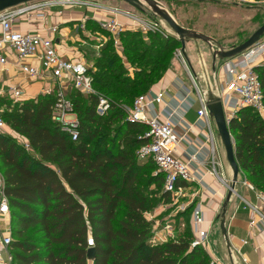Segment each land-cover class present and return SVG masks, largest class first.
<instances>
[{
	"label": "trees",
	"instance_id": "1",
	"mask_svg": "<svg viewBox=\"0 0 264 264\" xmlns=\"http://www.w3.org/2000/svg\"><path fill=\"white\" fill-rule=\"evenodd\" d=\"M172 41L158 43L159 65L142 69L133 79L118 73L113 56L106 53L102 65L97 64L105 71L88 69L97 94L102 93L97 88L106 89L102 95L110 107L97 115V95L69 90L79 121L77 140L51 118L53 94L9 101L3 118L18 137L0 133V176L10 208L11 264H216L205 246H191L190 217L179 236L151 242L154 221L145 213L167 199V193L156 195L164 176L155 172L152 161L141 164L136 156L148 140L147 126L128 120L110 96L131 106L150 90L171 67V55H164L180 44ZM255 71L264 100V67L257 65ZM229 130L244 180L264 194V118L241 107ZM190 209L180 216H188ZM88 248L94 249L93 260Z\"/></svg>",
	"mask_w": 264,
	"mask_h": 264
},
{
	"label": "built area",
	"instance_id": "2",
	"mask_svg": "<svg viewBox=\"0 0 264 264\" xmlns=\"http://www.w3.org/2000/svg\"><path fill=\"white\" fill-rule=\"evenodd\" d=\"M88 5L76 0H32L0 11V76L12 63L19 73L29 78L48 79L49 85L42 90V94H53L55 101L51 108V118L57 122L61 130L72 140L79 138V121L74 109V103L68 97V91L74 89L85 96L97 95L98 102L95 106L97 115H104L110 107L106 97L97 94L92 84L88 66L80 59H68L61 56L54 42L53 34L57 26H48L47 33L41 35L35 32H21L16 25L21 16L28 18L37 16L44 18L47 9L55 6ZM92 5V4H91ZM95 6V5H94ZM129 17V14L125 15ZM130 18V17H129ZM101 26L112 33L117 34L123 30V25L114 18L101 21ZM177 38V37H176ZM213 47V43H209ZM185 50L181 47L175 49V58L183 65L191 86L182 82L181 89L185 96L196 94L199 107L196 110L198 124L205 131L197 153L211 164L207 171L219 175L216 166L218 162V146L216 144L214 130L211 124V116L206 107V99L203 97L196 76L191 72L186 60ZM36 62V64H35ZM264 62V39L260 38L255 44L234 58L223 60L225 79L221 87L219 98L221 100L226 118L233 117L236 111L244 106L251 107L259 115H264V100L261 82L255 71V66ZM264 66V65H263ZM0 95L7 96L12 102L25 100V93L19 86H9ZM166 98L169 100L166 101ZM162 104V118L154 114L156 105ZM192 107V101L182 99L176 105L170 100L167 89L148 90L135 97L126 115L128 120L143 123L148 130L145 134L148 140L142 143L136 150L139 161H152L156 166L155 172L162 173L163 193H167L175 199L182 195L183 187L180 182H200L202 175L195 172L189 162L179 157V148L187 138L190 125L184 119L185 112ZM5 107L0 102V133H5L7 126L3 118ZM190 161H196V153L189 154ZM220 166V165H219ZM200 169L198 168V171ZM201 171V170H200ZM199 171V172H200ZM223 183L228 186L224 180ZM251 190L254 187L244 181ZM257 198L264 202V194L257 191ZM148 219H153L151 212L145 213ZM9 201L3 191V182L0 176V226L3 227L0 238V264H11L12 253L10 243L12 241L10 229ZM154 228L151 237L166 241L175 237V230L170 223H165L162 228ZM92 239L88 238V246H92ZM207 245V230L197 232L191 246Z\"/></svg>",
	"mask_w": 264,
	"mask_h": 264
},
{
	"label": "rangeland",
	"instance_id": "3",
	"mask_svg": "<svg viewBox=\"0 0 264 264\" xmlns=\"http://www.w3.org/2000/svg\"><path fill=\"white\" fill-rule=\"evenodd\" d=\"M82 1V3H90L88 5H66L59 6L63 9H68L74 13L81 12H106L110 17L125 16L129 14L130 23L123 24V30L117 34L112 33L107 28L101 26V21L95 19L71 20L59 25L57 32L60 28H65L67 35L69 36V43L76 58L82 60L91 72L105 71L97 66L98 63L102 65V56L104 53L113 56L114 67L118 68V73L121 75H127L131 79L137 77V72L143 73L142 69L148 70L151 67H157L159 65L157 55H159L160 46L158 43L164 44L172 43L173 39H177L176 34L173 33L169 25L157 16L152 9L143 2V10L136 9L135 7L127 4L122 0H76ZM161 5L171 14V16L182 26L191 28L197 32L206 34L213 39V49L210 47L207 41L200 39H186L185 45L188 49V58L191 66L195 72L203 73L202 63H200V56L203 60L204 68L206 72H210L212 69V57L213 50L218 48L220 44L224 49H228L232 45H237L249 37L261 24L264 23V1L255 0H157ZM92 4V5H91ZM95 5V6H94ZM120 14V15H119ZM132 20V21H131ZM56 34V35H57ZM264 39V34L261 37ZM216 39V40H215ZM180 44L172 47L170 52H166L172 57V63L170 66L177 70L179 77L185 84H188V77L185 70L176 63H173L175 58V49L179 48ZM140 55V56H139ZM219 61L220 60L218 59ZM155 62V64H153ZM164 64L166 63L162 60ZM206 63V64H205ZM188 64V63H187ZM264 64V62H263ZM261 64L260 66H263ZM189 66V65H188ZM170 67V68H171ZM264 67V66H263ZM217 68V66H216ZM212 82V79L211 81ZM214 84V83H213ZM209 85L212 86L211 83ZM206 81L201 83V90L207 88ZM212 89L213 94H217L215 86ZM36 87H33L31 91H34ZM102 93H106V89L97 88ZM102 93L100 95H102ZM206 92H204L205 94ZM42 94L41 92L36 96ZM106 97V95H102ZM110 96L118 101V104L124 109L125 117L129 106L126 103H122V99H118L114 94ZM108 99V97H106ZM3 106L6 109L10 99L8 97L3 98ZM12 102V101H10ZM16 103V102H13ZM262 116V115H260ZM264 118V115L262 116ZM212 128L214 130L215 140L218 148L223 152L224 148L218 135L217 127L213 118H211ZM5 133H9L18 137L7 125ZM124 136V134L122 135ZM225 158V156H224ZM226 162V159H225ZM141 164H147L148 160L140 161ZM227 163V162H226ZM152 169L153 166H152ZM244 177V176H243ZM231 175L226 177V183H229ZM239 181V178H238ZM248 183H250L248 181ZM251 184V183H250ZM252 185V184H251ZM153 188V186H151ZM226 189H228L226 187ZM194 192V189L190 190ZM190 192V193H192ZM163 193V186L160 192L156 193L159 196ZM193 206V197L188 196V192L182 193V195L174 197L168 195L167 199L163 203H159L152 210L153 219L155 220L154 226L162 228L165 223L172 224L175 231V237L179 236L183 232L177 231L180 225V214L185 212ZM191 209L189 215L184 216L182 222L187 221L191 215ZM10 219V216H9ZM151 219V220H153ZM153 220V221H154ZM163 224H160V222ZM153 226V227H154ZM177 227V228H176ZM0 230V238L2 237L3 227ZM11 229V226H10ZM154 228H152V232ZM12 235V234H11ZM153 235V234H152ZM211 232L210 237H207V241L218 252V237ZM156 242H163L159 239H155Z\"/></svg>",
	"mask_w": 264,
	"mask_h": 264
},
{
	"label": "crops",
	"instance_id": "4",
	"mask_svg": "<svg viewBox=\"0 0 264 264\" xmlns=\"http://www.w3.org/2000/svg\"><path fill=\"white\" fill-rule=\"evenodd\" d=\"M83 17L86 19L103 21L112 18L106 12L74 13L68 9L55 6L47 9L44 18H38L37 16L28 18L26 15L21 16L16 28L24 33L35 32L45 35L48 34L46 30L48 26H57L58 29V26L62 23L71 20H81ZM115 20L122 25L130 23V18L126 16H117ZM60 32V34H57L59 31H56L53 34L58 53L64 58L78 60L72 51L69 43V36L65 28H60ZM213 47L211 48L213 49ZM184 50L185 60L191 72L196 76L203 97L207 100L208 93L213 94V86L217 87V94L213 95L219 97L225 79V74L221 66L222 61L217 59L213 67L212 57V69L207 73L200 56L203 73H198L195 72L191 66L186 45ZM173 63L180 65L177 59H173ZM180 66L182 67V65ZM182 68L184 69V67ZM211 79L212 82H210ZM204 81L208 84L207 88H203L204 92H206L205 94L201 90V83ZM182 82L184 81L179 77L178 71L171 67L165 72L163 77L152 86L151 90L157 91L164 88L167 89L170 100H172V103L175 105L179 101L181 102L183 97L192 101V107L184 114L186 123L191 127L186 136L187 139L182 142L178 152L179 157L189 162L190 166L197 174L202 175V180L199 183L180 182V185L183 187L182 193L188 192V196L193 197V210L190 215V227L193 238L197 235L199 229L207 230V237H210L211 232L218 237V252L208 241L205 246V249L216 264H264V202L257 198L256 190H251L244 184L245 178L241 172L238 174L239 181L235 185V193L226 201L228 189H226L227 185H225L223 181H227L226 177L231 175V169L227 160V163L225 162V151L223 155L220 148H217V158L220 166L217 165L216 169L219 175L209 173L207 169L211 167V164L197 153L200 143L202 139H204L203 133L205 132L197 121L196 110L199 107V102L197 101L195 93H191L189 97L185 96V92L179 85ZM209 83H211L212 86L209 85ZM46 85H49L48 79L41 80V78L32 79L26 77L24 74L19 73L12 63L8 64L7 70L0 76V94L2 91L8 89L9 86H19L25 93V100L35 98L37 94L40 92L42 93V89ZM187 86H191L189 79ZM33 87L36 88L34 91H31ZM6 97L5 95H0V98ZM168 100L169 99L166 98V101ZM161 111L162 104L156 105L154 114L162 118L163 115ZM193 153H196V161L189 160V154ZM198 168L201 170H199L200 172ZM192 189H194V192L190 191ZM223 207L225 208L226 239L220 229V215ZM179 220L180 225L178 228L176 227L178 232L184 230L185 227V221L182 222V220H184L182 216H180ZM155 224L157 223H155L154 220L153 226ZM160 224H163V222H160ZM0 230H2L1 226Z\"/></svg>",
	"mask_w": 264,
	"mask_h": 264
},
{
	"label": "water",
	"instance_id": "5",
	"mask_svg": "<svg viewBox=\"0 0 264 264\" xmlns=\"http://www.w3.org/2000/svg\"><path fill=\"white\" fill-rule=\"evenodd\" d=\"M28 1L32 0H0V11L10 8ZM127 4L135 7L136 9L143 10L142 4L145 2L152 11L164 20L169 27L172 29L173 33L176 34L179 40L180 47L184 49L186 39H200L207 41L208 43H213V39L203 33L197 32L194 29L186 28L180 25L171 14L161 5L157 0H122ZM264 34V23L261 24L249 37H247L243 42L230 47L229 49H224L220 44L218 48L213 50V67L215 66V61L217 59L226 60L231 59L248 49L250 46L255 44ZM206 107L209 111L210 116L214 119L218 135L220 137L221 143L225 151V157L228 165L231 169V179L228 183V192L226 195V201H228L233 193H235V185L238 182V174L240 172L239 165L235 159L233 138L229 130V122L232 119L226 118L224 109L219 97L214 96L212 93H208L206 100ZM220 229L226 239V228H225V208L220 215ZM87 257L90 260L94 258V249L88 248Z\"/></svg>",
	"mask_w": 264,
	"mask_h": 264
}]
</instances>
